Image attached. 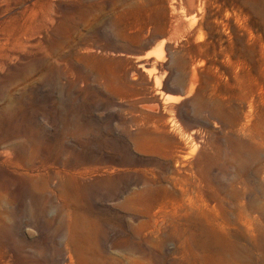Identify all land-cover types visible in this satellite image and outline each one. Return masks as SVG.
<instances>
[{
    "label": "rangeland",
    "instance_id": "rangeland-1",
    "mask_svg": "<svg viewBox=\"0 0 264 264\" xmlns=\"http://www.w3.org/2000/svg\"><path fill=\"white\" fill-rule=\"evenodd\" d=\"M263 177L264 0H0V264H264Z\"/></svg>",
    "mask_w": 264,
    "mask_h": 264
},
{
    "label": "bare ground",
    "instance_id": "bare-ground-1",
    "mask_svg": "<svg viewBox=\"0 0 264 264\" xmlns=\"http://www.w3.org/2000/svg\"><path fill=\"white\" fill-rule=\"evenodd\" d=\"M135 69H136V68H135ZM134 74H135V73H134ZM256 101H257V99H256V98H253V99H252V102H251L252 105H254V104L256 103ZM263 178H264V177H263Z\"/></svg>",
    "mask_w": 264,
    "mask_h": 264
}]
</instances>
